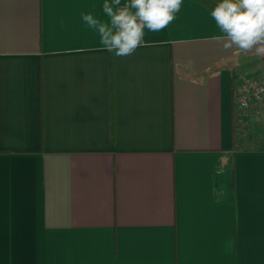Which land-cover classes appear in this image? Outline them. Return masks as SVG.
I'll return each instance as SVG.
<instances>
[{"label":"crops","instance_id":"0c3cea01","mask_svg":"<svg viewBox=\"0 0 264 264\" xmlns=\"http://www.w3.org/2000/svg\"><path fill=\"white\" fill-rule=\"evenodd\" d=\"M102 2L0 0V264H264V145L232 141L264 57L193 0L117 57L80 19Z\"/></svg>","mask_w":264,"mask_h":264},{"label":"clouds","instance_id":"9594fccd","mask_svg":"<svg viewBox=\"0 0 264 264\" xmlns=\"http://www.w3.org/2000/svg\"><path fill=\"white\" fill-rule=\"evenodd\" d=\"M185 0H103L99 12H83L101 50L117 57L132 55L150 33H161L177 19ZM207 14L216 29L211 39L226 49H255L264 57V0H215Z\"/></svg>","mask_w":264,"mask_h":264},{"label":"trees","instance_id":"16d2710c","mask_svg":"<svg viewBox=\"0 0 264 264\" xmlns=\"http://www.w3.org/2000/svg\"><path fill=\"white\" fill-rule=\"evenodd\" d=\"M206 8H212L215 5V0H193ZM236 85H234L233 91H236ZM263 112L260 110L257 116L261 117ZM244 111L240 110L235 104L233 107L232 114V141H233V150H240L243 148H249L253 146L264 145L263 144H252L251 140H259L261 137L264 138V128L262 133L253 132L250 134L249 131H244L243 123H244Z\"/></svg>","mask_w":264,"mask_h":264},{"label":"built area","instance_id":"2783aa9c","mask_svg":"<svg viewBox=\"0 0 264 264\" xmlns=\"http://www.w3.org/2000/svg\"><path fill=\"white\" fill-rule=\"evenodd\" d=\"M264 98V79H246L239 83L235 91V104L245 111L254 102Z\"/></svg>","mask_w":264,"mask_h":264},{"label":"rangeland","instance_id":"374dc122","mask_svg":"<svg viewBox=\"0 0 264 264\" xmlns=\"http://www.w3.org/2000/svg\"><path fill=\"white\" fill-rule=\"evenodd\" d=\"M258 119L261 120V121H260L261 123H264V114H262L261 117L258 116ZM256 127H257V132H258V133H262V132H263V128H262V127H264V125H263V126H256ZM253 132H254V131H250L251 134H253ZM251 141H252V142H251L252 144H255V143H256V144H259V143H260V144H263V143H264V138L261 137L259 140H251Z\"/></svg>","mask_w":264,"mask_h":264}]
</instances>
